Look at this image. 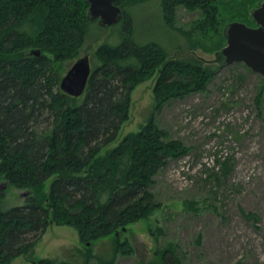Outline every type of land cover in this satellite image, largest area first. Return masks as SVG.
Returning <instances> with one entry per match:
<instances>
[{"label": "trees", "instance_id": "trees-1", "mask_svg": "<svg viewBox=\"0 0 264 264\" xmlns=\"http://www.w3.org/2000/svg\"><path fill=\"white\" fill-rule=\"evenodd\" d=\"M152 1L116 0L123 12L113 25L119 27L116 38L97 46L85 92L72 97L59 87L60 63L74 60L87 41L89 4L0 0V182L6 183L0 189V264L30 252L51 223L75 227L80 240L91 244L160 207L151 190L154 178L170 160L187 154L181 140L170 138L151 115L140 131L126 134L103 156L99 152L117 138L140 82L156 77V111L173 98L206 89L216 69L191 53L192 37L219 33V14L218 0H158L157 9L153 3L144 6ZM181 6L199 9L201 17L188 29H174L180 35L175 37L170 29ZM145 9L161 22L156 41L135 35L133 18ZM96 27L100 35L104 27ZM181 39L190 46L171 55L169 49ZM37 49L39 55L31 53ZM8 187L26 196L9 205ZM107 252L105 264H112L129 247L114 239ZM33 264L71 263L39 259ZM164 264L181 263L167 250Z\"/></svg>", "mask_w": 264, "mask_h": 264}, {"label": "rangeland", "instance_id": "rangeland-1", "mask_svg": "<svg viewBox=\"0 0 264 264\" xmlns=\"http://www.w3.org/2000/svg\"><path fill=\"white\" fill-rule=\"evenodd\" d=\"M259 1L218 0L219 33L192 37L191 53L216 69L206 89L173 98L156 111V77L140 82L130 95L128 117L117 138L99 152L103 156L126 134L140 131L151 115L170 138L181 140L187 154L170 160L154 178L151 190L160 207L148 218L91 244L80 240L75 227L51 223L32 250L10 264H33L39 259L105 264L114 239L125 241L129 252H119L112 264H164L167 250L181 264H264V76L243 62L221 67L214 61V53L226 44L222 35L226 23L257 26L250 10ZM151 3L158 8V0L144 6ZM155 16L146 9L135 16V35L156 41L161 22ZM200 17L199 9L181 6L170 30L180 36L174 29H188ZM97 25V20L90 23L87 41L75 59L88 55L92 61L100 43L116 38L118 25L104 27L100 35ZM178 44L169 49L171 55L184 54L190 46L184 39ZM74 60L60 63L62 75ZM4 186L0 182V189ZM21 192L8 187L7 204L21 202Z\"/></svg>", "mask_w": 264, "mask_h": 264}, {"label": "water", "instance_id": "water-1", "mask_svg": "<svg viewBox=\"0 0 264 264\" xmlns=\"http://www.w3.org/2000/svg\"><path fill=\"white\" fill-rule=\"evenodd\" d=\"M85 1L89 4L85 11L88 23L97 20L99 26L110 27L123 19L122 9L116 0ZM250 16L257 24L256 27L247 26L240 21L225 24L222 34L226 38V44L214 53V61L221 67L234 62H243L252 71L264 76V0H260L258 5L250 10ZM31 53L39 55L40 50H32ZM91 68L88 55L75 59L62 75L59 82L60 89L69 96H81L85 92ZM18 196L22 199L26 196V192L22 191Z\"/></svg>", "mask_w": 264, "mask_h": 264}]
</instances>
